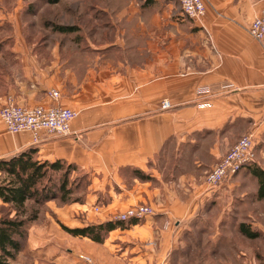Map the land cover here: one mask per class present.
Returning a JSON list of instances; mask_svg holds the SVG:
<instances>
[{
  "label": "crops",
  "instance_id": "crops-1",
  "mask_svg": "<svg viewBox=\"0 0 264 264\" xmlns=\"http://www.w3.org/2000/svg\"><path fill=\"white\" fill-rule=\"evenodd\" d=\"M78 1L86 26L75 23L79 31L43 44L18 30L0 57V109L13 98L77 112L69 136L44 134L38 144L29 133H9L0 119V161L32 148L38 160L65 162L91 181L83 203L49 201L28 224L31 264H264V244L251 250L240 238L235 256L231 235L218 233L226 225L201 223L229 183L210 191L206 175L241 137L253 136L264 167V40L250 34L264 0H204L200 22L186 18L177 0L70 6ZM90 8L104 14L86 31ZM205 87L211 92L198 94ZM165 100L170 110L161 109ZM138 205L154 215L114 221ZM108 222L116 227L101 242L62 228Z\"/></svg>",
  "mask_w": 264,
  "mask_h": 264
},
{
  "label": "rangeland",
  "instance_id": "rangeland-1",
  "mask_svg": "<svg viewBox=\"0 0 264 264\" xmlns=\"http://www.w3.org/2000/svg\"><path fill=\"white\" fill-rule=\"evenodd\" d=\"M72 1L61 0L58 5H50L47 0H0V57H5L8 52L6 49L15 46L14 33L18 30L22 33L24 32V35L28 36V41L31 43L43 44L44 41L46 43L50 42L54 40V36H57V34H54L57 31H54L52 25L76 27L77 31L81 28L78 25H74L75 23H81V25L86 26L87 21L85 18L83 17L80 20L85 15L83 14L85 6H80V2L78 1L79 5L72 7L70 6V2ZM73 9L75 10L73 11ZM89 12L90 21L87 24L86 31L97 29V24L93 19L104 14L96 8H90ZM98 24H100V30L110 31V25L104 23ZM255 167L264 169V167L257 164H255ZM226 182V184L224 183L225 186L219 190V201L217 200L212 205H208L215 207V210L212 213L202 215L201 223L226 225L227 228L220 230L218 233H229L231 235L234 241V249H237L234 255L238 256L242 255L239 246L240 238H247L240 232L242 224L249 226L251 231L260 234L257 239H250L248 241L251 250L256 249V244H259V246L264 244V230H257V228L250 225L257 222L264 223V199H258V181L248 168L241 171L231 182L228 180ZM90 183V178L86 173L78 170L73 172L69 184L72 192L69 198L70 201L64 203L60 200H55L53 201L55 202L54 204H57L58 207H64L70 203H83L89 192ZM42 206L37 207L33 202H29L27 205L28 216H32L35 212L39 213ZM10 211L9 207L0 204V218L7 215ZM218 244L223 245L220 241ZM29 259L31 257H29L26 251V246H24L14 264H22L23 262L31 264ZM233 264H239V261Z\"/></svg>",
  "mask_w": 264,
  "mask_h": 264
},
{
  "label": "trees",
  "instance_id": "trees-1",
  "mask_svg": "<svg viewBox=\"0 0 264 264\" xmlns=\"http://www.w3.org/2000/svg\"><path fill=\"white\" fill-rule=\"evenodd\" d=\"M47 2L56 5L61 0H47ZM52 26L54 31L60 33L77 31L76 27ZM36 153L37 151L31 148L0 161V200L11 210L0 218V264H13L27 245L29 236L27 226L31 221L38 219V212L28 216L29 202H33L37 207L55 200L65 203L70 201L72 195L69 188L70 178L77 168L61 161L42 162L36 158ZM248 169L258 181V199L263 200L264 169L255 167V164ZM115 227L116 225L111 222L78 229H70L62 225V228L71 235L89 237L96 242L103 240L104 230L110 231ZM240 232L251 240L260 236L245 224L240 226Z\"/></svg>",
  "mask_w": 264,
  "mask_h": 264
},
{
  "label": "built area",
  "instance_id": "built-area-1",
  "mask_svg": "<svg viewBox=\"0 0 264 264\" xmlns=\"http://www.w3.org/2000/svg\"><path fill=\"white\" fill-rule=\"evenodd\" d=\"M183 15L196 22L205 17L206 6L204 0H177ZM250 34L258 41L264 40V14L256 18L251 27ZM208 87L198 90V94H208ZM49 95L54 99L60 98V93L51 90ZM171 102L165 100L161 103L162 110H170ZM77 112L62 106L55 107H27L19 105L13 98L0 109V119L4 122L7 131L13 135L29 133L33 144H38L44 134L66 137L72 133L71 123ZM257 156L253 136L241 137L229 152L207 173L205 183L209 190H215L227 180L237 176L241 171L256 164ZM154 215V210L147 205L130 207L114 219L115 222L128 223L140 221L147 216ZM87 262L89 258L81 256Z\"/></svg>",
  "mask_w": 264,
  "mask_h": 264
}]
</instances>
